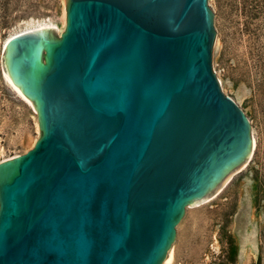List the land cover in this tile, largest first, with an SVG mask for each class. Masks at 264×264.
I'll use <instances>...</instances> for the list:
<instances>
[{
  "label": "water",
  "instance_id": "obj_1",
  "mask_svg": "<svg viewBox=\"0 0 264 264\" xmlns=\"http://www.w3.org/2000/svg\"><path fill=\"white\" fill-rule=\"evenodd\" d=\"M66 28L12 38L5 77L34 148L0 162V264H163L186 209L251 159L213 70L208 0H65Z\"/></svg>",
  "mask_w": 264,
  "mask_h": 264
},
{
  "label": "rangeland",
  "instance_id": "obj_2",
  "mask_svg": "<svg viewBox=\"0 0 264 264\" xmlns=\"http://www.w3.org/2000/svg\"><path fill=\"white\" fill-rule=\"evenodd\" d=\"M208 2L216 30L213 70L222 92L248 117L257 149L216 196L186 209L172 264H264V0ZM45 23L62 28L63 0H0V162L26 154L41 135L37 112L2 72L4 43Z\"/></svg>",
  "mask_w": 264,
  "mask_h": 264
},
{
  "label": "bare ground",
  "instance_id": "obj_3",
  "mask_svg": "<svg viewBox=\"0 0 264 264\" xmlns=\"http://www.w3.org/2000/svg\"><path fill=\"white\" fill-rule=\"evenodd\" d=\"M58 27V26H57ZM44 28H55V29H57L58 30V35L59 36H61V34H63V32H64V30H65V28H66V4H65V0H63V26H62V28H56L53 24H49V23H45V24H41V25H39V26H37V27H34V28H32V29H30V30H28V31H26V32H24V33H22V34H26V33H29V32H33V31H36V30H40V29H44ZM22 34H17V35H13V36H10L9 38H7L6 40H5V43H4V49H5V47L7 46V44H8V42L12 39V38H14V37H17V36H20V35H22ZM5 79H6V81H7V83L17 92V94L19 95V96H21V98H23V100H25L26 102H28L32 107H33V105L23 96V95H21L19 92H18V90L14 87V85L5 77ZM34 108V107H33ZM34 110H35V108H34ZM252 137H253V140H254V152H255V150L257 149V140H256V137H255V135L252 133ZM253 155H254V153H253ZM252 155V156H253ZM16 157H18V156H15V157H10V158H7V159H5V160H3L2 162H5V161H8V160H12V159H14V158H16ZM252 158V157H251ZM251 160V159H250ZM249 160V161H250ZM249 161H248V163H249ZM247 163V164H248ZM246 164V165H247ZM245 165V166H246ZM244 168V167H243ZM212 199V198H211ZM189 208V207H188ZM172 261H173V253H172V251H170L169 252V254H168V256H167V258H166V260H165V262L163 263V264H172Z\"/></svg>",
  "mask_w": 264,
  "mask_h": 264
},
{
  "label": "trees",
  "instance_id": "obj_4",
  "mask_svg": "<svg viewBox=\"0 0 264 264\" xmlns=\"http://www.w3.org/2000/svg\"><path fill=\"white\" fill-rule=\"evenodd\" d=\"M243 1H244L243 3L247 6L250 0H243Z\"/></svg>",
  "mask_w": 264,
  "mask_h": 264
}]
</instances>
